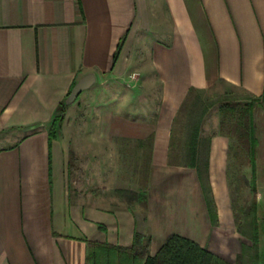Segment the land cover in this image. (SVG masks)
Masks as SVG:
<instances>
[{"label": "crops", "instance_id": "obj_1", "mask_svg": "<svg viewBox=\"0 0 264 264\" xmlns=\"http://www.w3.org/2000/svg\"><path fill=\"white\" fill-rule=\"evenodd\" d=\"M136 71L159 82L157 111L101 117L99 138L149 142L146 203L128 211L74 202L70 136L58 131L49 144L61 103L87 73L103 83ZM219 78L261 97L264 116V0H0V264H89L88 240L130 246L136 230L160 246L171 232L206 237L201 245L233 260L228 136L209 139L217 225L196 168L169 162L173 119L190 87Z\"/></svg>", "mask_w": 264, "mask_h": 264}, {"label": "rangeland", "instance_id": "obj_2", "mask_svg": "<svg viewBox=\"0 0 264 264\" xmlns=\"http://www.w3.org/2000/svg\"><path fill=\"white\" fill-rule=\"evenodd\" d=\"M141 77L139 72L136 77H132V72H129L116 82L100 83L96 79L74 99L69 100L70 91L64 100L55 117V128L56 132L62 131L71 139L65 174L70 196L76 200L74 202L82 205L92 202L104 209L124 208L128 211L137 209V202L146 203L131 200L127 191L146 194L149 181V142L141 143L121 136H115L111 140L99 138L101 117L137 118L143 115L138 109L142 105H150L157 111L161 97L159 82L155 77L150 82L143 79V82ZM254 97L243 88L221 78L210 81L205 88H197L188 98L186 96L183 101L186 102L185 106L182 107L183 103L181 104L173 119L169 162L187 166L185 143L193 122L199 121L198 162L206 178L205 162L210 156V137L218 133L229 135L227 181L235 224L237 230L240 225L242 231L239 232V241L236 243L228 237V245H234L239 250L236 254L242 250L243 245L253 254L251 235L256 228L259 238L258 261L259 264H264V116ZM251 99L254 101L253 115L258 139L255 180L252 177L248 145L243 142L238 131V108ZM227 105L235 110H230ZM109 108L114 110L110 112L107 110ZM89 196L97 201H84ZM99 227L105 229L102 223H99ZM172 233L178 232L170 234ZM144 236L146 251L155 253L161 247V238L154 237L151 243V234ZM192 239L198 243L206 241V237H201L200 241ZM235 259L236 255L233 260L227 261L234 262Z\"/></svg>", "mask_w": 264, "mask_h": 264}, {"label": "trees", "instance_id": "obj_3", "mask_svg": "<svg viewBox=\"0 0 264 264\" xmlns=\"http://www.w3.org/2000/svg\"><path fill=\"white\" fill-rule=\"evenodd\" d=\"M125 37L119 41L117 49L114 53L113 61L116 62L121 48L124 44ZM197 88L190 87L188 96L196 91ZM255 101L259 102L261 97H254ZM253 99L246 102L243 106L239 107V135L243 142L248 145V151L252 167V177H256V151L258 139L256 137V128L254 122ZM186 104L183 103L184 107ZM63 102L61 103V107ZM181 107V110H182ZM228 107V105H227ZM229 108V107H228ZM234 111V107H230ZM56 118L53 120L52 126L49 131V144L56 136L55 128ZM200 123L199 121L193 122L189 135L187 137L185 146L187 151V160L185 165L194 167L198 170L199 179L205 194L206 205L208 208L211 223L217 225L219 222L217 205L212 193L210 177H209V160L205 162L206 178L202 174V169L198 162V148L200 140ZM229 136V135H228ZM130 194L131 200L146 201V194L134 190L127 191ZM255 208V205H254ZM103 227L102 225H100ZM239 232L242 231L241 226H238ZM144 234L138 230L134 232L133 242L130 246L120 244H112L109 242H100L88 240L89 250L87 254V261L89 264H259L258 252V233L255 228L254 233L251 235L252 248L254 253L250 254L247 246L243 245L242 250L236 255L234 262L227 261L219 255L212 252L207 247L201 245L197 241L187 236L172 233L170 234L161 247L153 254L148 253L147 243L144 242ZM250 249V248H249Z\"/></svg>", "mask_w": 264, "mask_h": 264}, {"label": "water", "instance_id": "obj_4", "mask_svg": "<svg viewBox=\"0 0 264 264\" xmlns=\"http://www.w3.org/2000/svg\"><path fill=\"white\" fill-rule=\"evenodd\" d=\"M96 76L94 73H87L77 80L73 86L70 95L68 96L69 100L74 99L82 90L89 87L93 82H95ZM67 98V97H66Z\"/></svg>", "mask_w": 264, "mask_h": 264}, {"label": "built area", "instance_id": "obj_5", "mask_svg": "<svg viewBox=\"0 0 264 264\" xmlns=\"http://www.w3.org/2000/svg\"><path fill=\"white\" fill-rule=\"evenodd\" d=\"M136 74H137L136 72L132 73V77H136Z\"/></svg>", "mask_w": 264, "mask_h": 264}]
</instances>
